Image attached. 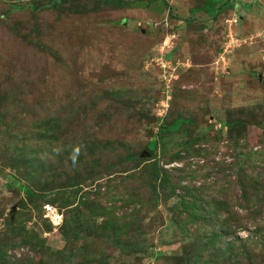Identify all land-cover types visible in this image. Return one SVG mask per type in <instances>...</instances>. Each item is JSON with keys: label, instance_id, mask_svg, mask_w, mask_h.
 I'll return each instance as SVG.
<instances>
[{"label": "rangeland", "instance_id": "1", "mask_svg": "<svg viewBox=\"0 0 264 264\" xmlns=\"http://www.w3.org/2000/svg\"><path fill=\"white\" fill-rule=\"evenodd\" d=\"M16 1L29 0H0V241L16 240L7 230L21 224L48 250L42 256L35 240L7 249V259L184 264L194 237L170 222L188 187V200L207 191L241 212L226 241L242 264H264V205L234 203L239 176L264 188V0H236L216 19L191 12L210 0H124V8L82 0L78 14L64 5L8 15ZM235 14L241 41L221 62ZM177 116L196 126L160 137L155 155L173 194L155 181L153 161L126 159L156 138L153 118ZM49 118L55 129L41 125ZM233 120L245 126L243 141L223 126ZM17 183L38 194L63 188L71 205L51 195L33 203Z\"/></svg>", "mask_w": 264, "mask_h": 264}, {"label": "trees", "instance_id": "2", "mask_svg": "<svg viewBox=\"0 0 264 264\" xmlns=\"http://www.w3.org/2000/svg\"><path fill=\"white\" fill-rule=\"evenodd\" d=\"M95 3L104 4L107 7L115 8H124L129 4L124 0H93ZM83 2L82 0H29L26 4L21 2H12L9 5L7 14H14L18 12H25L26 10L31 12L34 16H37L42 10H61L64 5L69 9H76L73 13H79L78 9L81 7L79 3ZM67 4V5H66ZM236 7V0H210L200 9L191 10L192 13L205 12L207 15L216 19L218 14L229 9L233 10ZM78 8V9H77ZM227 31V25H226ZM227 41V40H226ZM225 46V44H224ZM223 46V49H224ZM171 55L165 56L163 60L170 58ZM131 116V114H130ZM147 116V115H146ZM132 117V116H131ZM143 117V116H142ZM149 117V116H147ZM55 118H49L46 121L41 123L42 126H45L46 129H55L56 124L54 122ZM135 119V118H132ZM130 119V120H132ZM143 119V118H142ZM153 124L160 122V129L156 134V138L149 142L145 150L140 154H133L129 156L127 161H153L151 164V170L154 174L155 181H163V184H160V187H163L164 190L169 189L173 194H176L177 186H173L170 182L172 174L165 169L159 160L156 158V151L159 146L160 140L165 139L168 135H176L184 127L187 126H196V123L189 117L177 116L171 123L164 119L153 118ZM57 122V121H56ZM223 126L228 128L229 131L234 129H239V138L242 141L245 139V135L242 129L245 126L242 125L240 120H233L229 122H223ZM240 131L242 133H240ZM231 133V132H230ZM161 137V139H159ZM200 138L198 139V141ZM197 141L192 143L188 142V151L191 152L194 144ZM240 142V141H239ZM239 143H237L238 145ZM172 159L179 160L181 156L179 154L171 155ZM253 177V176H252ZM247 175L239 176V190L241 195L237 196L234 200L236 207L247 209L249 207L263 206L264 205V188L259 185L258 182L252 180ZM94 177L93 181H96ZM183 179V177H182ZM250 179V180H249ZM18 188L26 194V197L33 203H36L42 199L47 198L48 195L53 197L50 200V203L57 204L59 201L66 202L65 194L66 190L63 188L55 189L53 192L48 193H36L29 186L22 185L20 183L16 184ZM185 194H181L179 200V206L181 205L182 212L177 219L170 222L171 227H176L177 230L182 231V235L186 237H194L193 241L187 245L186 253L187 259H185L184 264H242L238 259L240 256V251L236 247V243L231 241L228 242L226 239L230 236L231 221H242V214L238 210H235L226 200H218L216 198L208 197L207 191L203 192L198 197H193L191 200L186 198L188 195V187H183ZM157 191V187H155ZM49 201V200H48ZM71 204L67 201V206ZM179 206H175L176 210ZM225 215V218L221 216ZM237 217V218H236ZM8 229V228H7ZM10 231V232H9ZM7 232L17 233L18 236L15 239L7 238L6 241H0V264H14L12 261L7 259V249H14L16 247H24L29 245H34L35 240H41L39 244L42 247V256H47L48 247L46 246L45 240L39 239L38 235L31 234L30 231L24 229L21 224H17L16 227H10ZM6 232V233H7ZM5 233V234H6ZM1 234V233H0ZM1 238V236H0ZM86 244L80 247V251L87 253ZM190 248V251L188 250ZM184 258V257H183ZM89 264H93L89 263Z\"/></svg>", "mask_w": 264, "mask_h": 264}, {"label": "built area", "instance_id": "3", "mask_svg": "<svg viewBox=\"0 0 264 264\" xmlns=\"http://www.w3.org/2000/svg\"><path fill=\"white\" fill-rule=\"evenodd\" d=\"M240 17H238L237 15H235L234 17L228 19L226 22L227 24V41L225 43L224 49H223V54L221 55V62L225 61V57L227 54L231 53L233 51V45L239 43V41H241V39L239 38V36L233 32V27L235 28V25H237L239 23ZM161 61H165V60H161ZM164 66V64H163Z\"/></svg>", "mask_w": 264, "mask_h": 264}, {"label": "crops", "instance_id": "4", "mask_svg": "<svg viewBox=\"0 0 264 264\" xmlns=\"http://www.w3.org/2000/svg\"><path fill=\"white\" fill-rule=\"evenodd\" d=\"M241 10H242V8H241ZM235 15H237V14H235ZM235 33L239 36V34H238L237 32H235ZM233 50H234V49H233ZM232 52H233V51H232ZM232 52H231V53H232ZM234 52H235V50H234Z\"/></svg>", "mask_w": 264, "mask_h": 264}, {"label": "water", "instance_id": "5", "mask_svg": "<svg viewBox=\"0 0 264 264\" xmlns=\"http://www.w3.org/2000/svg\"><path fill=\"white\" fill-rule=\"evenodd\" d=\"M241 18H242V16H241Z\"/></svg>", "mask_w": 264, "mask_h": 264}]
</instances>
